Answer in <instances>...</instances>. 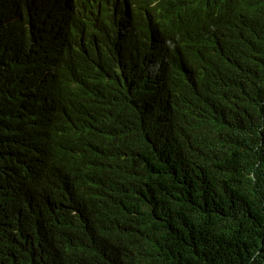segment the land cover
<instances>
[{"label": "trees", "instance_id": "16d2710c", "mask_svg": "<svg viewBox=\"0 0 264 264\" xmlns=\"http://www.w3.org/2000/svg\"><path fill=\"white\" fill-rule=\"evenodd\" d=\"M96 1L81 0L84 11ZM176 2L190 21L204 13L202 0H163L152 15ZM71 5L0 0V225L33 188L16 186L28 164L51 158L59 117L44 113L45 74ZM216 15L209 41L188 47L171 98L130 88L117 54L89 57L84 100L61 125L85 138L55 158L108 195L88 198L93 221L66 197L46 210L27 203L23 215L38 210L30 218L45 230L6 231L18 239L11 264H264V0H223Z\"/></svg>", "mask_w": 264, "mask_h": 264}, {"label": "clouds", "instance_id": "9594fccd", "mask_svg": "<svg viewBox=\"0 0 264 264\" xmlns=\"http://www.w3.org/2000/svg\"><path fill=\"white\" fill-rule=\"evenodd\" d=\"M141 0H97L88 11H84L81 0H71L74 8L68 33L52 42L53 51L48 55L45 74L46 101L53 121L59 117V126L51 128L53 149L48 160L35 159L28 164L25 176L16 184L24 185L27 179L34 182L26 195L23 206L18 211L7 214L0 225V264H11L18 255L9 251L14 245V236L6 231L24 232L31 229L32 234H41L43 224L34 222L30 215L23 212L27 203L46 210L64 197L70 199L74 215H87L91 221L98 216L99 208L89 197L99 196L108 191L102 186H93L80 179L73 171L61 166L55 154L76 143L75 137L84 133L75 124L68 134L61 128L64 118H71V110L83 99L86 88L79 77L84 72L91 55L106 57L117 54L129 68L130 88L141 91L146 98L156 94L171 98L174 84L182 81L183 67L188 65L187 49L192 44L202 48L195 39L209 41L213 29L218 23L216 11L223 0H202L204 13L190 21L184 13V4L176 2L164 10L158 17L152 15V6L163 0H150L151 6L139 8ZM183 9V14L178 10ZM196 58V57H195ZM183 97H190L182 86H177ZM43 112V111H42ZM42 114L40 115V118ZM45 135L48 129L43 126ZM36 136L31 132L29 137ZM54 155V157L52 156ZM43 162L39 168L36 166ZM31 167V168H30ZM30 198V199H29ZM20 241V239H19Z\"/></svg>", "mask_w": 264, "mask_h": 264}]
</instances>
